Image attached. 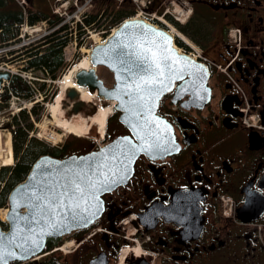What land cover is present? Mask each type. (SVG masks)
I'll return each instance as SVG.
<instances>
[{
  "label": "flooded vegetation",
  "instance_id": "flooded-vegetation-1",
  "mask_svg": "<svg viewBox=\"0 0 264 264\" xmlns=\"http://www.w3.org/2000/svg\"><path fill=\"white\" fill-rule=\"evenodd\" d=\"M166 1L147 0L144 8ZM175 1L186 18L166 19L177 45L186 53L195 47L208 61L203 91L185 92L187 77L176 82L179 98L172 102L174 86L158 114L178 148L155 158L139 154L127 182L102 196L100 224L112 223L114 234L131 226L135 234L125 240L98 232L85 245L95 255L104 251L108 264L118 263L123 243L142 237L145 260L130 253L124 264H264V0ZM222 197L231 200L228 214Z\"/></svg>",
  "mask_w": 264,
  "mask_h": 264
},
{
  "label": "water",
  "instance_id": "water-1",
  "mask_svg": "<svg viewBox=\"0 0 264 264\" xmlns=\"http://www.w3.org/2000/svg\"><path fill=\"white\" fill-rule=\"evenodd\" d=\"M148 49L159 58L163 77L156 76L159 70L150 67L152 54ZM177 59L179 62L174 63ZM90 61L93 66L89 69L76 71V84L86 86L89 91L96 90L98 96L113 101L114 108L120 111L118 119L129 134L118 135L97 150L84 154L61 159L43 154L33 162L25 181L15 185L8 194L7 231L0 227L2 264L28 260L43 251L47 238L92 224L103 210L101 195L127 181L140 153L155 158L175 151L178 144L172 127L156 113L158 101L181 79L177 75L187 77L185 92L191 94L200 90L198 85L205 83L207 77L202 62L179 53L164 29L141 18L124 20L103 43L93 45ZM98 65L112 73L110 86L98 77L95 71ZM169 65L172 71L168 70ZM9 75V71L0 70V84ZM153 76L163 83L148 85L143 93L135 91V84L141 78ZM130 85L132 91H129ZM180 89L178 84L172 101L179 98ZM67 94L76 95L74 90ZM141 94L145 96L143 101L138 99ZM87 264L107 262L100 255Z\"/></svg>",
  "mask_w": 264,
  "mask_h": 264
},
{
  "label": "rangeland",
  "instance_id": "rangeland-1",
  "mask_svg": "<svg viewBox=\"0 0 264 264\" xmlns=\"http://www.w3.org/2000/svg\"><path fill=\"white\" fill-rule=\"evenodd\" d=\"M24 1L25 6L30 7V6H36L32 7V9L39 8L42 11H47L48 8L54 10V12L58 13L63 17V19L68 22L69 25V33L67 36H69L66 45L63 48V53L65 57V61L69 64L64 71L62 72L61 77H57L56 81H51L50 79L47 78L45 74H43L41 71L34 70V71H26L22 70L23 66L25 65V60L22 55L17 56V52L13 53L12 55L10 54H3V51H0V66L10 68L13 73L15 74H21L23 79H26L29 81L30 85L34 89V95L28 99V98H17L15 96H11L6 102H3L2 104L0 103V129L5 130L7 129L11 133V148H12V163L10 166L14 165L16 162V156H15V147H14V138H13V132L12 129H15L17 126L12 125V116L18 113H23V116H17L16 120L19 121V125L25 126L26 123H30L31 127H26L27 129V138L30 137H35L38 140H41L44 143H47L49 145H62L66 136L68 135V132L64 130H60L59 128H56L53 123V117L50 114V106L52 104H55L57 107L56 112L60 113L61 107L63 110V116L64 118L67 119H72L76 115L83 116L86 118V120H89V116L93 115L99 105V102L94 101L96 97H92L90 101H85L81 102L78 107H77V102L78 97H69L66 93L67 90H65L64 95H62V101L57 104L55 103L56 96L58 93H60L61 89V84L63 81V75L69 73V69L75 65L76 62H78L81 58L84 57V55L87 54V49L89 47V44L101 42L104 39V28L103 25L106 27L109 26L107 25L110 23V18L109 17H104V13L101 12L97 17V21L90 26L89 28H77L76 27V21L81 18V13L83 12H88L92 9L95 8V6L100 3L102 0H22ZM138 0H134L133 6L134 10L143 12L144 7L139 5ZM172 0L166 1V9L167 6L172 3L170 2ZM118 0L114 1V4H117ZM175 5L176 2H174ZM70 7H74L72 11L68 12V9ZM163 8H165V5H163ZM170 11H172L170 9ZM135 12V13H136ZM175 13L174 11H172ZM58 15V16H59ZM142 15V14H141ZM176 17L179 18L180 21L184 20L186 17L184 15H179L175 13ZM157 16H160L157 15ZM161 18V17H160ZM166 18V17H165ZM162 20H165L164 17L161 18ZM166 22V21H165ZM170 26L174 28V30L177 32L176 27L172 23H170ZM159 25V24H157ZM111 27V26H110ZM47 30V23L45 21H39L35 23L34 26H28L25 24H21L19 27V33L22 35H19L22 38H19V41H16L15 43L11 44L10 48L11 49H16L19 45H21L22 40L27 41V40H32L37 38L39 35L43 33V31ZM109 30V29H108ZM18 33V34H19ZM236 33V32H235ZM94 34V35H93ZM238 37V33H236ZM18 36V37H19ZM80 42V43H79ZM97 73L99 76L104 80V83L106 85H110L112 82V76L111 73L104 67H97ZM4 88L2 87V91L5 92V89L7 87V82L4 81ZM44 83V92L38 90L37 88ZM4 89V90H3ZM60 101V98H59ZM94 104V105H93ZM107 105V104H106ZM59 107V108H58ZM74 107L77 109V113H74ZM96 110H94L95 108ZM32 108L35 110L36 113L32 112ZM94 112V113H93ZM26 116V117H25ZM25 117V118H23ZM90 123V121L88 122ZM112 125V123H111ZM89 128V129H88ZM88 133H84L85 137H81L80 140L77 141V145H82V151H86L90 148L93 147V143L97 141L100 138L99 134V128H98V123L95 122L93 123L90 127H88ZM86 129V130H87ZM86 132V131H85ZM58 133L59 139H54L51 134ZM71 133V132H70ZM114 133V131H111V134ZM86 134V135H85ZM4 147V148H3ZM4 149V152H3ZM6 146L4 144H1L0 151L2 155L5 153ZM4 165H0V168L3 167ZM5 208H0V223H6V217L4 213ZM230 212L229 208L224 211L225 214H228ZM130 220L128 218H124L122 221V224L127 223L129 224ZM126 225V226H127ZM4 226V225H2ZM96 230H101V227L91 229L89 233H93ZM134 231V227H128V232L132 233ZM127 232V233H128ZM113 235V234H111ZM126 235V234H125ZM88 236V235H87ZM86 236V237H87ZM117 237V236H114ZM69 240V239H68ZM68 240H65L63 242H66ZM71 249H73L76 246V241L73 242L71 241ZM90 246H92L93 241L90 242ZM78 248L75 249L72 253L69 254H63L61 252H56V255L59 256L61 255V260L65 261L66 264H83L87 261V259L90 257L89 251L87 245H85V242L83 241L82 243L77 246ZM129 249H133V251L136 252V249L139 250L137 245L132 246L131 248H124L123 252L125 253L129 251ZM124 256V257H123ZM127 255H124L122 253L120 263L122 260L126 257ZM42 257V256H41ZM40 257V258H41ZM39 258V259H40ZM37 259L36 261H38Z\"/></svg>",
  "mask_w": 264,
  "mask_h": 264
},
{
  "label": "trees",
  "instance_id": "trees-1",
  "mask_svg": "<svg viewBox=\"0 0 264 264\" xmlns=\"http://www.w3.org/2000/svg\"><path fill=\"white\" fill-rule=\"evenodd\" d=\"M69 11H71V9ZM101 12L104 13V17H109L111 20L110 23L107 24L109 26L106 27L103 25V33L106 34L108 29L111 28L110 26L118 24L125 16L132 14L134 9L131 5L126 6V8H120V6L114 4L112 0H102L90 11V13L84 12L81 14V18L79 19L80 23L76 21V27L79 29L83 27L89 28L97 21V17L102 14ZM24 18L25 22L29 25L45 20L48 30L38 38L21 44L16 50L20 51L19 55H22L23 57L21 58L25 60L23 70H39L46 74L48 78L52 80L56 79L59 73L63 71L68 64L63 56V47L69 39V36H67L69 33L68 22H66L62 16L53 13L49 8L47 11H42L39 8L33 10L32 7H29L26 16L23 17L22 9L14 0H0V46H11V44L19 41L17 37L19 25L24 22ZM9 52L13 53V51ZM43 87L44 83H42L38 89L43 92ZM34 92V89L28 81L18 74H13L9 78V84L5 92L0 95V103L6 102L12 95L16 97H28L32 96ZM32 112L36 113L33 108ZM21 115L23 116V113L14 114L12 116V124L17 126L12 131L16 162L12 166H3L0 168V207L6 205L8 192L16 183L24 179L32 162L40 154L48 153L52 156L63 157L71 152L82 151V145H77V141L80 140V138L71 134L66 137L64 143L60 147L49 145L35 137L27 138L26 127H31V124L26 123V127L19 125V121H17L16 118ZM111 120L115 121L112 126ZM120 126L115 113L107 121V132L105 137L108 138L110 131L116 130ZM82 231L83 230H78L75 234L79 235L78 233ZM65 237L66 236L48 238L46 241V249L51 250L55 246H58ZM60 256L61 255L57 256L56 252H49L43 255L38 261L16 262L15 264H66L65 261L61 260Z\"/></svg>",
  "mask_w": 264,
  "mask_h": 264
},
{
  "label": "bare ground",
  "instance_id": "bare-ground-1",
  "mask_svg": "<svg viewBox=\"0 0 264 264\" xmlns=\"http://www.w3.org/2000/svg\"><path fill=\"white\" fill-rule=\"evenodd\" d=\"M87 51L89 52L88 49ZM89 65L90 64L88 60V55H84L83 58H81L78 62L75 63L73 67L69 69L70 71L69 73L72 77L69 74H66L65 76H63L60 93H58V97L56 98L55 103L59 104L62 101V95H64V92L67 89L74 90L77 94V97L83 102L90 101L93 96L95 97L94 93L90 94L86 91V89L76 86L74 82V77H73L76 71L82 68L87 69L89 68ZM59 98H60V101H59ZM111 103L113 102H108L107 105H99L97 111L95 113L93 112L94 114L88 117L89 118L88 121L86 120V118L80 115H76L72 119L64 118L62 107H61L60 113H57L56 112L57 107L55 104H52L49 108H50V114L52 115L53 120H54L53 125L56 128H59L60 130H64L69 133L74 132L78 135H82L83 132H85L86 129L95 122H97L103 127L106 117L112 111L111 106H110ZM89 121L90 123H88ZM57 134L58 133L51 134V135L53 136L54 139H59L60 137ZM1 144H4L6 146V150L3 155L2 153L4 152V149L2 153L0 151V165H9L12 163L13 157H12V148H11V133L7 129L5 130L0 129V147H1ZM4 213H6V208L4 209ZM65 247L69 248L70 245H67ZM123 254H125V251L123 252Z\"/></svg>",
  "mask_w": 264,
  "mask_h": 264
},
{
  "label": "snow or ice",
  "instance_id": "snow-or-ice-1",
  "mask_svg": "<svg viewBox=\"0 0 264 264\" xmlns=\"http://www.w3.org/2000/svg\"><path fill=\"white\" fill-rule=\"evenodd\" d=\"M148 52H150L152 54L151 55L152 64L150 65V67H154L155 69L159 70V71H157L156 76L163 77L164 76V70L161 68V65H160V62H159V58L156 56V54L154 52H152L151 49H148ZM165 59H167V58H165ZM178 62H179V60L177 59L174 63H178ZM168 70L172 71V66L171 65L168 66ZM176 78H182V77L177 75ZM156 83H163V81L162 80L158 81L155 76H153L150 79H146V80L141 78V81L139 83L135 84V91L143 93L146 86L154 85ZM128 87H129V91L133 90L131 85L128 86ZM148 91L151 92L152 89L149 88ZM138 99L143 101L145 99V96L143 94H141L138 97ZM132 102L136 103L135 100H133ZM145 151H147V149H145ZM77 189H79L78 185H77ZM8 254L11 255V253H8ZM2 262H3V253H0V264H2Z\"/></svg>",
  "mask_w": 264,
  "mask_h": 264
}]
</instances>
